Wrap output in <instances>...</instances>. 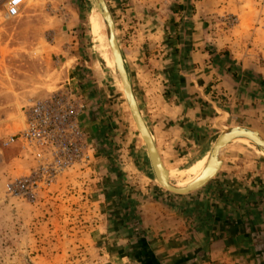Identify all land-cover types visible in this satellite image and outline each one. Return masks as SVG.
Returning <instances> with one entry per match:
<instances>
[{
	"label": "rangeland",
	"instance_id": "374dc122",
	"mask_svg": "<svg viewBox=\"0 0 264 264\" xmlns=\"http://www.w3.org/2000/svg\"><path fill=\"white\" fill-rule=\"evenodd\" d=\"M106 2L141 114L167 177L174 184L183 183L205 161L222 132L249 122L235 117L231 120L217 109L214 112L203 85L189 99L194 65L199 66L196 76H203L204 70L210 76L212 71L202 67L203 61L197 57V64L193 63L192 33H198L199 40L207 36V47L213 49L220 35L243 25L241 11L256 10L249 0H231L233 10L229 11L220 10L218 0ZM257 2V27L264 33V0ZM8 4L9 0H0V176L4 182L3 190L0 188V264H153L160 249L152 243L156 251L147 249L142 243L152 235L144 228L143 207L149 202H165L169 211L172 203L186 208L203 190L177 195L155 180L146 145L125 97L108 31L93 0H25L16 18L8 16ZM196 24L198 30L194 31ZM230 59L228 54L223 66L231 64L228 69L242 85L245 81L263 85L262 70L261 75L242 70ZM62 94L81 102L78 124L91 162L59 174L52 185L39 184L35 197L13 193L11 185L30 176L48 154L25 147L19 139L27 129L29 107ZM176 101L182 102L179 108ZM179 117L192 122L187 127L190 135L179 137L172 132L182 124L174 123ZM196 123L200 126L193 129ZM247 128L261 132L263 135L258 134L264 139V129ZM17 144L24 159L31 160L32 169H21L13 178L4 169L10 162L7 153ZM259 149L254 144L234 142L221 151L220 162L227 158L229 165L242 167L243 160L253 157L254 171L264 174V155ZM93 178L97 179L94 183ZM83 182L87 184L83 186ZM229 185L224 183L218 189L224 191ZM93 213L97 216L91 219ZM251 216L256 219L258 213L251 212ZM96 223L109 225L110 231L104 233L105 229L99 228L90 232ZM46 224L66 227L68 234L34 232ZM239 224L238 229L246 226L244 220ZM152 233L155 241L157 234ZM210 263L208 256L190 261Z\"/></svg>",
	"mask_w": 264,
	"mask_h": 264
},
{
	"label": "crops",
	"instance_id": "0c3cea01",
	"mask_svg": "<svg viewBox=\"0 0 264 264\" xmlns=\"http://www.w3.org/2000/svg\"><path fill=\"white\" fill-rule=\"evenodd\" d=\"M230 1L218 0L219 9L225 11L233 10ZM249 1H251V6L256 11H241L240 16L243 25H240L235 31H227L220 35L219 39L215 40L218 42L214 43L215 48L212 49L211 45L207 47L209 40L207 36L199 40L197 39L199 38L198 33H192V39L194 40L192 45L195 47L193 50V63L197 64V61H203L201 66L205 67L206 70L212 71L211 73L209 71L210 76L207 75L205 70L203 76H201L202 74L196 76L199 66L194 65V71L191 75L195 78V81H193V85H188V93L190 95L189 99L194 98L193 95L197 92L199 93L203 85L205 95L209 98V104L214 112L217 109L221 115H226L231 120L234 119L233 117L237 121L245 119L249 122L243 123V126L262 130L264 129V92L261 88H264V85H255L246 81L242 85V80L240 81L237 76L235 77L230 72L231 69H228L231 64L226 67L223 66V62L229 54L230 61L235 62L242 70H253L259 75H261L260 71L262 70L264 76V33H261L260 28L257 27V24L260 23L257 14L258 0L256 2L255 0ZM116 2L115 4L117 5L119 1ZM193 22L194 24L196 23L195 20ZM197 30L196 24L194 31ZM202 42L204 43L202 45L204 48L199 49L202 48L200 47ZM196 57L197 61L195 60ZM214 80L218 81L219 84L210 85V81L213 82ZM215 90L218 93H215ZM216 98L219 99L218 103L214 102ZM176 102L175 105L179 108L182 102ZM245 115L247 117H244ZM89 117L91 118V115ZM185 118L179 117L177 121H174V123L178 122V124L182 122L179 129H172V132L178 133L179 137L190 135L187 127L192 122L189 124L188 120L186 122L181 121L185 120ZM89 120L91 121V119ZM192 120L194 122L195 119ZM205 120L211 122L207 119ZM198 126L200 125L196 123L193 129ZM22 152L20 145L17 144L16 147H13L7 153V159L10 162L4 172H8V176L14 178L20 173L21 169L25 172L32 169L29 164L31 160L27 162ZM251 158L254 159L253 157ZM252 159L243 160L244 165L239 167L234 166L237 163H234L233 166L229 165V160L226 158L218 175L207 185L208 187L205 186L201 189L203 191L196 198L193 197L188 202L186 208L182 207L181 204L172 203L170 206L173 208L169 211L164 207L167 204L165 202H149L143 207L142 221L144 228L147 230L146 232L152 235V232L157 234L155 241H153V236L149 235L145 239L144 244L147 249L153 247L152 244L156 245V248L158 246V249H160V251L156 252L158 264H168L169 262V264H184L185 260L186 264H190L191 259L198 256H208L209 260H211L210 264H215L216 260L218 262L216 264H263L264 174L260 173L258 169L254 171L253 166L256 161H252ZM24 164L26 165L25 168L23 167L25 166ZM0 175L2 176V173ZM1 176L0 188H2V191L4 182ZM96 180L93 178L91 182L94 183ZM223 182L230 185L228 189L224 188V191H219L218 188L221 185L223 186ZM81 184L85 186L87 183L83 182ZM93 194L94 191L93 193L91 192L92 197L95 196ZM109 194L111 193H108V196ZM222 195L224 197H221ZM251 212L258 213L256 219L251 216ZM96 214L93 213L91 219L97 216ZM243 220L246 226L243 229L242 226L241 229H238L237 226H240V224L238 225L239 221L243 223ZM249 224L250 226H248ZM99 228L105 229V231L101 232L107 233L111 227L109 225L100 227L96 223L95 228H92L90 232L98 231ZM36 231L49 234L55 232L68 234L66 227H63V229L62 226L59 228L50 227L49 224L35 228L34 232ZM77 234H79L78 229Z\"/></svg>",
	"mask_w": 264,
	"mask_h": 264
},
{
	"label": "built area",
	"instance_id": "2783aa9c",
	"mask_svg": "<svg viewBox=\"0 0 264 264\" xmlns=\"http://www.w3.org/2000/svg\"><path fill=\"white\" fill-rule=\"evenodd\" d=\"M24 3L25 0H9L8 16L18 17ZM68 96L55 95L29 107L27 129L19 139L25 147L43 149L48 154L30 176L11 185L13 193L35 197L39 184L52 185L59 174L91 162L86 153L85 134L78 124L83 107L80 101Z\"/></svg>",
	"mask_w": 264,
	"mask_h": 264
},
{
	"label": "water",
	"instance_id": "95a60500",
	"mask_svg": "<svg viewBox=\"0 0 264 264\" xmlns=\"http://www.w3.org/2000/svg\"><path fill=\"white\" fill-rule=\"evenodd\" d=\"M95 2L97 5L99 14L103 17L104 23L107 27L109 45L113 53L117 71L120 75V78L123 84L125 97H126L129 109L131 111V115L146 145L149 160H150L152 169L157 177V180L159 181L162 188L166 189L169 192L177 194V195H188V194L200 191L205 186H207L218 175V173L220 172L223 166V161L218 162L219 167L217 169H214L212 172L208 173L207 175L202 177L200 180H198L194 184H191L187 188L178 189L169 182V179L167 177V171L163 165V160L161 156L159 155V150L141 114V111H140V108H139V105H138V102H137V99H136V96L133 90V86H132L131 80L127 72V67L125 64L124 56L121 51V47L119 46V43L117 41V37L115 35L116 25H115L113 15L107 5L106 0H95ZM258 132L254 131L251 128L242 127V126H236V127L230 128L222 132L219 135V137L217 138L215 142V146L211 154L212 155L215 154L217 155V157H219V153L221 150L223 151V149L228 147L231 143H234L237 140L244 139V138H247L256 143H259L260 145H257V147L264 150V140L260 137ZM259 133L262 134L261 132Z\"/></svg>",
	"mask_w": 264,
	"mask_h": 264
},
{
	"label": "bare ground",
	"instance_id": "6f19581e",
	"mask_svg": "<svg viewBox=\"0 0 264 264\" xmlns=\"http://www.w3.org/2000/svg\"><path fill=\"white\" fill-rule=\"evenodd\" d=\"M94 1V3H95V5H96V2H95V0H93ZM96 7H97V5H96ZM102 17V16H101ZM102 21L104 22V20H103V17H102ZM104 27H106V25H105V23H104ZM106 29H107V27H106ZM115 35H116V32H115ZM117 37V36H116ZM108 40H109V37H108ZM118 41V40H117ZM109 42V41H108ZM112 55H113V53H112ZM128 72V71H127ZM129 75V74H128ZM144 119V118H143ZM135 123V122H134ZM150 131V130H149ZM140 133V132H139ZM151 133V132H150ZM141 135V134H140ZM151 136H152V134H151ZM142 137V136H141ZM261 137V136H260ZM152 138H153V136H152ZM143 139V138H142ZM263 139V138H262ZM153 140H154V138H153ZM264 140V139H263ZM155 142V141H154ZM236 142H240V143H245V144H248V145H250V144H254V145H260L259 143H256V142H254V141H252V140H250V139H247V138H244V139H239V140H237ZM215 146V145H214ZM214 148V147H213ZM212 150L213 149H211L210 150V152L208 153V155H207V157H206V159H205V161H203L202 162V164L199 166V168H197L195 171H194V174H191L190 176H189V178L185 181V182H183V183H178V184H174L173 182H172V179H169V182L174 186V187H176V188H178V189H184V188H187V187H189L191 184H194L195 182H197L198 180H200L202 177H204L205 175H207L208 173H210V172H212L214 169H217L218 167H219V163L218 162H220V153H221V151H220V153H219V157H217V155H212L211 153H212ZM258 152H260L261 154H263L264 155V150L263 149H259L258 150ZM154 176H155V180L158 182V184L160 185V183H159V181L157 180V177H156V175H155V173H154ZM161 186V185H160Z\"/></svg>",
	"mask_w": 264,
	"mask_h": 264
},
{
	"label": "trees",
	"instance_id": "16d2710c",
	"mask_svg": "<svg viewBox=\"0 0 264 264\" xmlns=\"http://www.w3.org/2000/svg\"><path fill=\"white\" fill-rule=\"evenodd\" d=\"M237 75L235 74V77H236ZM238 77V76H237ZM263 85H264V83H262ZM142 243H145V239H143L142 240ZM154 257V256H153ZM154 260H156V262H153V264H158V261H157V259H156V257H154L153 258Z\"/></svg>",
	"mask_w": 264,
	"mask_h": 264
},
{
	"label": "flooded vegetation",
	"instance_id": "af4514ba",
	"mask_svg": "<svg viewBox=\"0 0 264 264\" xmlns=\"http://www.w3.org/2000/svg\"><path fill=\"white\" fill-rule=\"evenodd\" d=\"M259 251H261V250H259Z\"/></svg>",
	"mask_w": 264,
	"mask_h": 264
}]
</instances>
